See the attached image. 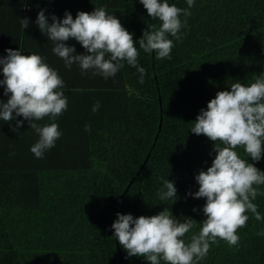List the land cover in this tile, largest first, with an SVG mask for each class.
I'll return each mask as SVG.
<instances>
[{"label": "trees", "instance_id": "16d2710c", "mask_svg": "<svg viewBox=\"0 0 264 264\" xmlns=\"http://www.w3.org/2000/svg\"><path fill=\"white\" fill-rule=\"evenodd\" d=\"M168 2L188 8L186 0ZM99 7L120 21L134 43L145 30L160 26L139 0H0V57L6 49H19L22 55L40 52L58 65L54 45L42 44L38 12L44 9L51 23L52 15L62 20L67 11L75 19L77 12ZM188 10L191 15H181V39L169 36L174 44L169 58L157 59L136 43L143 83L126 61L107 79L94 70L68 75L73 87L62 89L66 110L55 120L32 121L56 123L61 132L43 158L30 151L39 135L28 121L13 132L23 117L0 120V264H150L145 257H129L113 236L116 209L134 218L168 209L181 222H196L183 237L186 243L199 233L206 201L189 193L198 191L195 177L216 153L213 142L191 128L217 92L237 82L248 86L264 75V0H194ZM24 18L29 19L25 30ZM66 44L85 54L75 39ZM3 93L0 85V101L6 103L10 94ZM235 151L264 172V153L256 162L243 148ZM167 179L174 182L176 201L159 199ZM254 187L259 194L252 202L261 220L246 212L238 244L217 240L197 264H264V185Z\"/></svg>", "mask_w": 264, "mask_h": 264}, {"label": "clouds", "instance_id": "9594fccd", "mask_svg": "<svg viewBox=\"0 0 264 264\" xmlns=\"http://www.w3.org/2000/svg\"><path fill=\"white\" fill-rule=\"evenodd\" d=\"M186 2L188 8L181 9L170 5L168 0H139L148 16L160 21V26L145 30L135 43L132 34L104 7L95 8L91 13L77 12L75 19L67 11L62 20L52 15L51 23L45 10L41 9L35 23L52 42V52L64 61L66 68L70 69L75 63L82 73L94 70L93 75L107 79L114 77L126 61L137 69L143 83L145 69L138 65L136 43L145 53L155 52L157 59L169 58L174 47L169 36L181 39V15H191L188 9L194 6V0ZM20 24L22 29H27L29 19H20ZM70 38L88 54H75V48L66 44ZM5 51L7 55L0 57L3 75L0 85L4 86L3 94L10 96L6 103L0 101V120L11 122L17 116L23 117L11 129L13 132H18L23 122L28 121V127L39 135L30 151L41 159L45 151L55 147L61 132L56 123L41 126L32 121L44 117L55 120L66 110L64 82L41 56L22 55L19 49ZM106 54L109 59L105 58ZM254 81L248 86L233 83L230 90L217 92L207 103L206 110H200L191 128L193 134L212 141L216 153L211 166L195 177L198 191L189 193L195 199L206 201L202 209L206 219L200 223L199 233L192 235L186 243L183 237L196 222L190 218L181 222L173 218L168 209L154 216L138 218L117 213V219L111 225L113 236L129 257H145L150 264H160L161 260L164 264H197L207 255L210 244L217 240L225 241L229 246L238 244L240 238L236 233L249 219L246 212L250 211L257 221L261 220L257 205L252 201L259 194L254 185H264V172L235 151L238 147L243 148L247 157L256 162L264 153V75L254 77ZM99 107L97 102L92 111L96 112ZM84 130L90 131V124H86ZM163 187L166 191L158 193L159 199L175 198L176 201L174 182L164 180Z\"/></svg>", "mask_w": 264, "mask_h": 264}, {"label": "crops", "instance_id": "0c3cea01", "mask_svg": "<svg viewBox=\"0 0 264 264\" xmlns=\"http://www.w3.org/2000/svg\"><path fill=\"white\" fill-rule=\"evenodd\" d=\"M40 35H42V37H44V38L46 39V40H44L45 42L42 43L43 45L49 46V44H52V42L48 39V37H45V35L42 34V33H41ZM83 52H84L85 54H88V53L86 52V50H83ZM33 54H37V55H39V56H41V57L43 58V55H42L40 52H38V53L35 52V53H33ZM77 55H78V54H77ZM56 57H57L56 59L59 61V64H58V65L55 64V63H52V61H51L52 64H50V63H48V61H47L46 59H44V58H43V60H44V62H45L50 68H52L53 70L57 71L58 75H59L60 78L63 80L65 87L72 88V87H73V80L70 79V78H68V75H69L70 73H79L80 76H82L84 72L82 73V71H81L79 65H78V64H75V63L71 66L70 69H69V68H66V67H65V64H64V61H63L61 58H59L58 56H56ZM51 60H52V59H51ZM65 87H64V88H65ZM64 88H63V89H64ZM62 91H63V90H62ZM63 92H64V91H63Z\"/></svg>", "mask_w": 264, "mask_h": 264}, {"label": "water", "instance_id": "95a60500", "mask_svg": "<svg viewBox=\"0 0 264 264\" xmlns=\"http://www.w3.org/2000/svg\"><path fill=\"white\" fill-rule=\"evenodd\" d=\"M159 129H160V125H159ZM156 138H157V135H156L154 141L156 140ZM154 143H155V142H154ZM148 157H149V154L147 155L146 159L144 160L142 167L145 165V163H146ZM126 190H127V189H126ZM116 213H117V209L115 210V213H114V217H113L112 223L115 222V219H116ZM115 239H116V238H115ZM116 247H117V249H118V243H117V242H116ZM118 256H119V258H120V253H118Z\"/></svg>", "mask_w": 264, "mask_h": 264}]
</instances>
